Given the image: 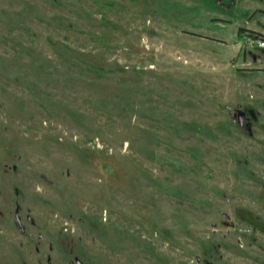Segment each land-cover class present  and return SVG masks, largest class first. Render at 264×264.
Instances as JSON below:
<instances>
[{
    "label": "rangeland",
    "instance_id": "obj_1",
    "mask_svg": "<svg viewBox=\"0 0 264 264\" xmlns=\"http://www.w3.org/2000/svg\"><path fill=\"white\" fill-rule=\"evenodd\" d=\"M262 43L264 0H0V264H264Z\"/></svg>",
    "mask_w": 264,
    "mask_h": 264
},
{
    "label": "flooded vegetation",
    "instance_id": "obj_2",
    "mask_svg": "<svg viewBox=\"0 0 264 264\" xmlns=\"http://www.w3.org/2000/svg\"><path fill=\"white\" fill-rule=\"evenodd\" d=\"M229 111L231 114H233V119L237 120V124L239 126H241L239 124V122L241 121V119H243V125L241 127L247 131V128L250 124L251 129H253V123H255L257 121V117H256V114L254 113V111L252 109H249L247 111H243L240 108L237 110H233L232 108H229ZM247 133H249V132L247 131ZM250 135H253V133ZM48 263L52 264L51 259L48 260ZM74 264H85V262L76 257L74 260Z\"/></svg>",
    "mask_w": 264,
    "mask_h": 264
},
{
    "label": "water",
    "instance_id": "obj_3",
    "mask_svg": "<svg viewBox=\"0 0 264 264\" xmlns=\"http://www.w3.org/2000/svg\"><path fill=\"white\" fill-rule=\"evenodd\" d=\"M235 123H237V120L234 119ZM239 124L242 126L243 125V119H241V121L239 122ZM247 131L249 132V134H252L253 131L251 129V125L249 124L248 128H247ZM20 208L17 209V222L18 224L20 225L19 228L20 230L24 233L25 232V227L22 225V221H21V217L19 216V212H20ZM227 217V219H230V216L229 215H225ZM235 224L233 222H231L229 224V226H234Z\"/></svg>",
    "mask_w": 264,
    "mask_h": 264
},
{
    "label": "built area",
    "instance_id": "obj_4",
    "mask_svg": "<svg viewBox=\"0 0 264 264\" xmlns=\"http://www.w3.org/2000/svg\"><path fill=\"white\" fill-rule=\"evenodd\" d=\"M262 46H264V43H262Z\"/></svg>",
    "mask_w": 264,
    "mask_h": 264
}]
</instances>
